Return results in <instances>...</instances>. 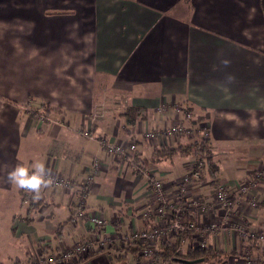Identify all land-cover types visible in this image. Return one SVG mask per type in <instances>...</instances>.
<instances>
[{"label":"crops","instance_id":"crops-1","mask_svg":"<svg viewBox=\"0 0 264 264\" xmlns=\"http://www.w3.org/2000/svg\"><path fill=\"white\" fill-rule=\"evenodd\" d=\"M19 1L9 0L14 6L0 14V263L99 232L154 224L141 217L152 208V193L136 166L151 171L173 199L194 159L153 152L192 139L143 134L184 121L177 109H189L208 127L217 168L214 176L204 169L186 198L207 202L194 209L200 226L219 219L223 209L211 204L214 192H236L264 163V0ZM26 102L38 112L42 104L60 111L45 113L41 123L25 114ZM128 107L139 109L132 124L124 114ZM105 144L119 145L123 153H109ZM93 160L97 172L83 203L106 221L99 230L86 219L69 220ZM37 164L72 184L47 183L40 190L43 203L26 216L22 189L7 176L17 165ZM255 191L259 203L235 216L264 232V177ZM216 236L205 233L203 241L221 252L220 264H240L236 235ZM178 238L180 250L199 240L192 234ZM160 243L154 240V251ZM139 254L138 244L114 243L75 261L145 264Z\"/></svg>","mask_w":264,"mask_h":264},{"label":"built area","instance_id":"built-area-1","mask_svg":"<svg viewBox=\"0 0 264 264\" xmlns=\"http://www.w3.org/2000/svg\"><path fill=\"white\" fill-rule=\"evenodd\" d=\"M178 110V109H177ZM184 116V121L191 118V114L184 109L180 110ZM184 121H178L171 123L170 125L155 128L150 131H146L143 136L145 138L153 137H168L173 135H182L187 138L207 140L209 137V130L205 124L198 123L194 128L190 125H187ZM86 134V133H85ZM105 147L109 153L112 154H121L123 153V148L119 145L105 144ZM130 150L134 149V144L129 146ZM191 164L189 169L181 176L179 183L177 184L178 188L172 200H168L166 197L163 182L159 179H156L147 172V170L141 166L137 165L136 168L141 175H144L148 181L149 188L152 193V208L141 213V217L145 221L154 220L155 223L149 227L142 228V230H130L127 232H117L114 234H107L99 232L97 235L93 234L91 237L85 240H81L75 243L68 250L59 249L53 254H39L40 257L34 259V264H64L67 261L75 260L80 258L87 252L97 249H106L111 244L116 243L119 246H128L130 244L141 243L140 254L141 257L146 261L147 264H174L170 258L161 259L157 258L153 253L151 246H148L147 243H151L153 240L158 238L165 237V235H185L192 234L195 235V238H199L197 245L199 247H206L205 242L203 241V236L205 233H211L217 235L221 227L225 226L221 222L227 220L223 219L217 223L207 224L200 226L197 221L191 219L181 218V213L184 211V208H197L202 206L203 200L197 197L186 198L185 189L192 182H195L199 179L200 176V165ZM91 172L87 175L85 180L79 184L82 192L83 185H91L93 178L97 172V167L95 163L92 165ZM264 177V163L259 169H257L252 178L244 183L237 185L236 192L230 194L229 191L225 188H218L215 191L214 200L217 201L218 206L222 207L225 211L224 216L229 218L230 214L235 215L236 206H255L257 203V195L250 193V190H256L259 180ZM49 182L53 181L55 183L61 184L65 187H69L72 183L70 180H62L55 178L54 176H48ZM182 184V191L180 188ZM86 193V192H85ZM84 193V194H85ZM83 194V195H84ZM30 198V192L23 190L21 201L27 204ZM194 198V199H193ZM77 205L76 210L72 213L70 221L72 223L77 222L81 219H86L94 228L100 229L105 226L106 221L101 217L95 214L92 210L85 208L84 203L80 201ZM167 211V212H166ZM243 224L241 231L238 228H233L235 230L243 233L245 237L251 239L252 245L251 250L248 249L247 252L256 251L252 256L245 253L247 257L244 258L243 264H261L264 262V232L253 231L245 227ZM226 227V226H225ZM227 230L226 232H229ZM223 232V231H222ZM236 234V233H235ZM151 241V242H148ZM253 257V258H252Z\"/></svg>","mask_w":264,"mask_h":264},{"label":"trees","instance_id":"trees-1","mask_svg":"<svg viewBox=\"0 0 264 264\" xmlns=\"http://www.w3.org/2000/svg\"><path fill=\"white\" fill-rule=\"evenodd\" d=\"M42 107L45 113H50V112L57 113L60 111L58 107H51V106L44 105V104H42ZM138 112H139V109L133 108V107H128L127 110H125L124 114L127 117L126 121L128 124H132L134 122ZM172 153L192 155L195 161L194 165L195 166H197L198 164L200 165L199 178L202 176V171L204 169H207L208 173L211 174L212 176H214V174L217 172L216 165L211 161L210 150H209V145L207 143V140H200L198 138V139H194L190 141L189 143L183 144V145L177 144L172 147L160 146V148L155 149V151L153 152V155H161V154L170 155ZM215 183H216V180H213V184ZM250 193L256 195V191L254 190H250ZM43 201H44V198L41 192H40L39 199H33V193L30 192V198L27 204L25 205L26 214L29 215L31 212H34L43 203ZM258 203H259V200L257 204ZM181 218L195 220L194 208H184V211L181 213ZM91 226L93 227L92 224ZM178 244L179 242L177 241V236L170 238V240L161 239L159 248L156 251H154L153 254L157 258H161V259H166V258L171 257L172 262L174 264H200L202 262H206L209 257H217L218 253H221L220 251H213L212 248L210 247L202 248L199 246L187 247L185 250H180L178 248L179 247ZM42 249H43V253L51 251L46 246L42 247ZM179 259H185V260L200 259V260H197L191 263H186L184 261H180ZM76 263L77 261L71 260V261H67L64 264H76Z\"/></svg>","mask_w":264,"mask_h":264},{"label":"rangeland","instance_id":"rangeland-1","mask_svg":"<svg viewBox=\"0 0 264 264\" xmlns=\"http://www.w3.org/2000/svg\"><path fill=\"white\" fill-rule=\"evenodd\" d=\"M13 1V0H12ZM21 1H24V0H20L19 2H21ZM28 1H30V0H28ZM55 1V0H54ZM58 3L57 4H60V3H62L63 2V4H68V5H71V3L73 4V2H75V4H79V3H81L80 2V0H72V2L70 3V0H56ZM11 2H9V0H0V14H1V10L2 9H7V8H9L8 6H9V4H10ZM19 4V3H18ZM55 4V3H54ZM23 5H25V1H24V4ZM14 6V3H11V7H13ZM10 7V8H11ZM1 16V15H0ZM0 23H1V20H0ZM1 26V25H0ZM0 40H4V36H3V33H2V31L0 30ZM22 108H23V110H24V112H25V114L26 115H31L32 117H34V119H38L41 123L43 122V120L47 117V115L45 114V112H44V110H43V107H42V110L40 111V112H38V110L37 109H35V108H33V107H30V105H29V102H26L25 104H23V106H22ZM179 110V112H180V109H178ZM184 111H187V112H189L190 114H191V112H190V110L189 109H184ZM90 114L92 115V114H95L94 116H91V118L92 119H94L95 118V116H97V114H96V108H94V110H91V112H90ZM193 116V114H191V118L190 119H186L185 120V123L188 125L189 123H190V121H191V123H190V125L191 126H193L194 128L197 126V124L198 123H201V121L198 119V118H195L194 116ZM36 119V120H37ZM194 139H195V135H194ZM193 140V139H192ZM104 146V148H105V150L107 151V149H106V147H105V145H103ZM116 155H119V154H116ZM93 163H95L96 164V166H98V161L96 162L95 160H93ZM193 165V164H192ZM147 172H151V171H147ZM50 175V174H49ZM71 181V180H70ZM72 183V182H71ZM71 186V185H70ZM180 186V188H181V191H182V184H180L179 185ZM90 187H91V185H83V187H82V192H81V196L82 197H80V199H79V201H78V203L80 202V201H82L83 202V194L85 193V192H87L89 189H90ZM257 188V187H256ZM188 189H189V187H186V189H185V194L187 195L188 194ZM79 190L81 191V189H80V187H79ZM22 194V193H21ZM214 195H215V192H214ZM214 195H213V197H211V200H210V202H211V204L213 205V206H215V207H219L218 206V202L217 201H215L214 200ZM257 195V194H256ZM192 197H193V195H192ZM194 198H195V196H194ZM193 198V199H194ZM258 200H260V197H258L257 196V202H258ZM78 203L76 204V206L73 208V212L76 210V208H77V205H78ZM257 204V203H256ZM21 205L22 206H25L26 204L25 203H23V202H21ZM207 202H205V204H204V206H203V204H202V206L200 207V208H206L207 207ZM85 206V205H84ZM256 206V205H255ZM244 207H254V206H243V207H241V209L243 210L244 209ZM85 208H87V207H85ZM219 208H221V209H223L222 207H219ZM240 208V206H236L235 207V209H236V212L238 211V209ZM89 209V208H88ZM72 212V213H73ZM167 212V211H166ZM71 213V214H72ZM30 214H33V212H31ZM29 214V215H30ZM224 214H225V211H224V209H223V211H222V214L221 215H219V219H217V220H212V221H210L208 224H213V223H217V221L218 222H220L222 219H223V217L225 218V219H227V220H223L221 223L222 224H225V226H222L221 225V227L223 228V229H221V231H219L218 232V234H217V236H219L221 233H233L234 235H236V238L238 239V243H237V254H238V256H239V259H240V264H243V262H244V258L245 257H247L246 255H245V253H247V254H249L250 256H252V255H254L255 253H256V251H250V252H247V250L248 249H250L251 250V246H249V245H252V241H251V239H248L247 237H245L244 235H243V233H241V232H239V231H237V230H235V232H233L234 230H233V228H238V230H240L241 231V227L243 226V224H245L246 226V228H249V229H251V230H253V231H257V230H255V229H253V228H251L250 226H248V224H247V222L246 221H244V220H241V219H238V218H236V216L235 215H231L230 214V216H229V218H227L226 216H224ZM29 215H27L26 214V216H29ZM195 221H197L196 220V218H195ZM74 223H76V222H74ZM196 223H198V221L196 222ZM140 230H142V229H140ZM227 230H230L229 232H226ZM223 231V232H222ZM122 232H124V231H122ZM236 233V234H235ZM178 237V235H176V234H172V235H165V237H162L161 239H169L170 240V238H172V237ZM180 236H183V235H180ZM180 236H179V238L178 239H180ZM216 236V237H217ZM199 239V238H198ZM79 242V241H78ZM148 242H151V241H148ZM180 242V241H179ZM137 244L139 245V247H141V243L140 242H137ZM153 244H154V240L151 242V243H147V245L148 246H151V248H152V246H153ZM180 244V243H179ZM179 244H178V246H179ZM249 244V245H248ZM74 245V244H73ZM73 245H63L62 247H60L59 249L61 250V249H65L66 248V250H68L69 248H71ZM196 247V246H195ZM207 247V246H206ZM58 249V248H57ZM57 249H53V250H51V251H49V252H46V253H43V249H42V247H41V251H40V253L39 252H37L36 250H35V255H32L30 252V254H28V252H27V254H26V256L25 257H23V258H16V259H12V260H10V261H7V262H5V263H0V264H34V259L35 258H39L40 257V255L39 254H42V255H45V254H49V253H54L55 251H57ZM58 249V250H59ZM152 250H153V248H152ZM184 250V249H183ZM154 251V250H153ZM87 254H88V252H87ZM86 255V254H85ZM140 256H141V254H139ZM170 259H171V257H169ZM253 258V257H252ZM172 260V259H171ZM144 262H145V264H147L146 263V261L144 260ZM221 262H220V260H218V258L217 257H209L208 259H207V261H206V263H204V264H220Z\"/></svg>","mask_w":264,"mask_h":264},{"label":"clouds","instance_id":"clouds-1","mask_svg":"<svg viewBox=\"0 0 264 264\" xmlns=\"http://www.w3.org/2000/svg\"><path fill=\"white\" fill-rule=\"evenodd\" d=\"M48 176L44 165L37 164L32 168L17 165L8 172L7 178L20 189L33 193V199H39L41 188L49 183Z\"/></svg>","mask_w":264,"mask_h":264},{"label":"water","instance_id":"water-1","mask_svg":"<svg viewBox=\"0 0 264 264\" xmlns=\"http://www.w3.org/2000/svg\"><path fill=\"white\" fill-rule=\"evenodd\" d=\"M180 261H184L186 263H191V262H194V261H197V260H200V259H193V260H185V259H179Z\"/></svg>","mask_w":264,"mask_h":264},{"label":"bare ground","instance_id":"bare-ground-1","mask_svg":"<svg viewBox=\"0 0 264 264\" xmlns=\"http://www.w3.org/2000/svg\"><path fill=\"white\" fill-rule=\"evenodd\" d=\"M22 194H23V189H22Z\"/></svg>","mask_w":264,"mask_h":264}]
</instances>
